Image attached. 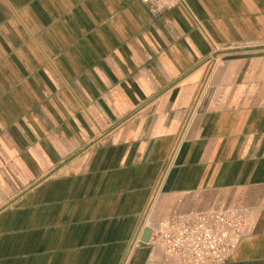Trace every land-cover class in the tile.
Segmentation results:
<instances>
[{
    "label": "crops",
    "instance_id": "0c3cea01",
    "mask_svg": "<svg viewBox=\"0 0 264 264\" xmlns=\"http://www.w3.org/2000/svg\"><path fill=\"white\" fill-rule=\"evenodd\" d=\"M226 208L209 264H264V0H0V264H182L153 230Z\"/></svg>",
    "mask_w": 264,
    "mask_h": 264
},
{
    "label": "built area",
    "instance_id": "2783aa9c",
    "mask_svg": "<svg viewBox=\"0 0 264 264\" xmlns=\"http://www.w3.org/2000/svg\"><path fill=\"white\" fill-rule=\"evenodd\" d=\"M151 11L161 12L176 0H142ZM245 214L239 208L210 209L178 215L161 222L152 240L182 264L221 263L239 242Z\"/></svg>",
    "mask_w": 264,
    "mask_h": 264
},
{
    "label": "water",
    "instance_id": "95a60500",
    "mask_svg": "<svg viewBox=\"0 0 264 264\" xmlns=\"http://www.w3.org/2000/svg\"><path fill=\"white\" fill-rule=\"evenodd\" d=\"M152 229H146L145 231V237L143 238L144 240H148L151 236Z\"/></svg>",
    "mask_w": 264,
    "mask_h": 264
}]
</instances>
